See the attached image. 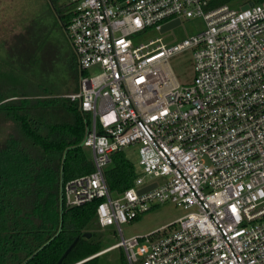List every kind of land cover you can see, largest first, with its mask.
I'll return each mask as SVG.
<instances>
[{"label": "built area", "instance_id": "built-area-1", "mask_svg": "<svg viewBox=\"0 0 264 264\" xmlns=\"http://www.w3.org/2000/svg\"><path fill=\"white\" fill-rule=\"evenodd\" d=\"M64 1L81 71L79 91L66 96L89 116L81 145L94 169L63 182L61 201L98 202L100 225L115 224L122 236L75 264L115 248L127 264H264V1L210 10V0ZM183 17H202L205 30L173 45L134 43ZM185 48L195 74L180 85L167 60ZM129 145L139 147L142 174L114 194L106 170ZM165 202L187 213L123 235L122 224Z\"/></svg>", "mask_w": 264, "mask_h": 264}, {"label": "trees", "instance_id": "trees-1", "mask_svg": "<svg viewBox=\"0 0 264 264\" xmlns=\"http://www.w3.org/2000/svg\"><path fill=\"white\" fill-rule=\"evenodd\" d=\"M49 1L56 12V24L65 28L71 19L67 6H59L61 0ZM263 1L210 0L206 9L226 4L238 8ZM45 32L39 24L26 29L34 39H46ZM39 49L37 46L34 51ZM70 64L72 78L78 79L74 91L58 93L44 87L41 93L12 100L7 99L17 96L0 94L4 121L14 124L0 144V264H56L77 237L62 264H75L104 249L86 237L93 227L101 226L96 212L98 202L63 205L61 209L62 182L94 169L81 145L89 116L81 112L77 101L66 96L80 89L76 53ZM141 174L124 149L113 154L106 170L114 194L132 187ZM98 258L80 264H98ZM119 264H127L125 252Z\"/></svg>", "mask_w": 264, "mask_h": 264}, {"label": "rangeland", "instance_id": "rangeland-1", "mask_svg": "<svg viewBox=\"0 0 264 264\" xmlns=\"http://www.w3.org/2000/svg\"><path fill=\"white\" fill-rule=\"evenodd\" d=\"M59 3V6L65 5L64 0ZM54 13L56 15L49 0H0V94L17 96L7 100L41 93L44 91L41 88L44 87L45 90H55L58 93L76 89L78 79L72 78L70 71V61L75 56L74 49L65 28L56 24ZM35 24L46 30V39H34L26 33V29ZM205 28L206 22L202 17H183L182 22L172 29L161 32L156 28H149L136 34L133 40L135 44H140L161 37L163 43L173 45ZM37 46L40 49L35 52ZM50 59L52 62H49ZM167 66L178 84H190L195 74L193 50L185 48L177 51L168 58ZM98 71L96 67L89 73ZM13 125L12 122L4 121V113L0 111V144L12 131ZM84 150L92 159L90 148L84 147ZM124 151L141 170L138 145L126 146ZM145 178L146 181L149 180L147 176ZM186 213L184 208L173 202L156 204L141 215L140 219L122 224L123 235L131 237L148 233ZM87 233V240L101 248L112 246L122 239L115 224L106 227L97 225ZM122 252L123 248H115L103 253L99 255L98 264H119Z\"/></svg>", "mask_w": 264, "mask_h": 264}, {"label": "water", "instance_id": "water-1", "mask_svg": "<svg viewBox=\"0 0 264 264\" xmlns=\"http://www.w3.org/2000/svg\"><path fill=\"white\" fill-rule=\"evenodd\" d=\"M254 3L253 2H250V3H247V4H244L243 6H241L242 9H245V8H248L249 6H252ZM181 23V21L179 19H175V20H172L168 23H165L162 27H161V32H165L169 29H172L174 28L175 26L179 25ZM63 183V182H62ZM156 186V183H153L152 185H149V186H146V187H143L141 188L139 191L140 193H144L148 190H150L151 188L155 187ZM61 209H63V205H62V201H61ZM78 237L74 240V242L67 248V250L64 252V254L62 255V257L58 260V262L56 264H62L63 262V259L69 254V252L71 251V249L75 246V244L77 243L78 241Z\"/></svg>", "mask_w": 264, "mask_h": 264}, {"label": "bare ground", "instance_id": "bare-ground-1", "mask_svg": "<svg viewBox=\"0 0 264 264\" xmlns=\"http://www.w3.org/2000/svg\"><path fill=\"white\" fill-rule=\"evenodd\" d=\"M89 204V203H88Z\"/></svg>", "mask_w": 264, "mask_h": 264}]
</instances>
